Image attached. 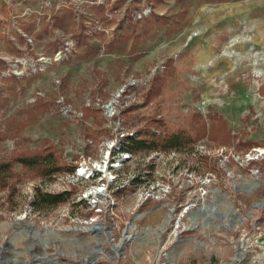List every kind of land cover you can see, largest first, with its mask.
Here are the masks:
<instances>
[{
    "label": "rangeland",
    "instance_id": "1",
    "mask_svg": "<svg viewBox=\"0 0 264 264\" xmlns=\"http://www.w3.org/2000/svg\"><path fill=\"white\" fill-rule=\"evenodd\" d=\"M115 1L0 0V264H264V0Z\"/></svg>",
    "mask_w": 264,
    "mask_h": 264
},
{
    "label": "trees",
    "instance_id": "2",
    "mask_svg": "<svg viewBox=\"0 0 264 264\" xmlns=\"http://www.w3.org/2000/svg\"><path fill=\"white\" fill-rule=\"evenodd\" d=\"M120 2V0L118 1H115L114 2V5L113 7L116 8V4ZM153 15V14H152ZM155 19H162V16L161 15H157L155 14L154 15ZM154 137H155V134H152ZM181 138V133H173V134H170V136H163L160 138V140H158V142H156L157 140H154V139H151L153 140V146H150L149 147V150H156V148H159L161 147V149H167V150H171L172 148L174 147H177V144H179L178 142H180V140L178 138ZM157 139V138H155ZM128 142L125 144V142ZM124 143H122L121 145V150L122 151H128V152H131V153H134L138 150H141L142 148L146 147L145 145V142L143 139H137L135 136L133 137L132 135H127L126 138H125V141H123ZM161 145V146H160ZM25 162V165H29V163L31 164V162H28V161H24ZM52 161H50V164H53V162L51 163ZM41 167L40 170L44 171V172H47V169L49 168H44L45 165L43 164H40L39 165ZM48 166H51V165H48ZM56 166V161H55V165ZM58 168L60 167H57V169H54V170H58ZM67 195H68V192H65V193H58V194H55L53 196H48L47 198V195L45 194H42V199L44 201H49L50 203H58V202H61V201H64L66 198H67ZM49 199V200H48Z\"/></svg>",
    "mask_w": 264,
    "mask_h": 264
},
{
    "label": "crops",
    "instance_id": "3",
    "mask_svg": "<svg viewBox=\"0 0 264 264\" xmlns=\"http://www.w3.org/2000/svg\"><path fill=\"white\" fill-rule=\"evenodd\" d=\"M187 252H188V250H182V249H177L173 253L168 252V254H167L168 258L166 259L167 261L164 262V263L165 264H184V263L180 262L179 255L186 254ZM161 262L162 261H157L155 264H164V263H161Z\"/></svg>",
    "mask_w": 264,
    "mask_h": 264
},
{
    "label": "bare ground",
    "instance_id": "4",
    "mask_svg": "<svg viewBox=\"0 0 264 264\" xmlns=\"http://www.w3.org/2000/svg\"><path fill=\"white\" fill-rule=\"evenodd\" d=\"M105 167H106L105 163L104 164L97 163L95 166V168H100V170H102L104 172V176H106L107 178H111L110 173L105 171ZM87 172H88V170L84 169L83 173L88 174ZM96 192H97V187H91L87 190V193L92 194V195L96 194ZM114 246L116 249L119 248V246H117L116 244Z\"/></svg>",
    "mask_w": 264,
    "mask_h": 264
},
{
    "label": "water",
    "instance_id": "5",
    "mask_svg": "<svg viewBox=\"0 0 264 264\" xmlns=\"http://www.w3.org/2000/svg\"><path fill=\"white\" fill-rule=\"evenodd\" d=\"M99 170V169H98ZM81 173L83 172V170H79ZM100 171V170H99ZM88 195H90V194H88ZM258 205V204H257ZM87 231H91L92 229H96V230H98V229H100L101 228V225L100 224H98V225H94V226H91V227H84ZM83 228V229H84ZM122 242H123V244L124 243H126L127 242V239H126V237H124L123 239H122ZM115 245V244H114ZM113 245V246H114ZM241 246H242V244H240L238 247L239 248H241Z\"/></svg>",
    "mask_w": 264,
    "mask_h": 264
},
{
    "label": "built area",
    "instance_id": "6",
    "mask_svg": "<svg viewBox=\"0 0 264 264\" xmlns=\"http://www.w3.org/2000/svg\"><path fill=\"white\" fill-rule=\"evenodd\" d=\"M105 191H106V187L102 184L101 186H99V190H97V193H101V192L103 193Z\"/></svg>",
    "mask_w": 264,
    "mask_h": 264
}]
</instances>
